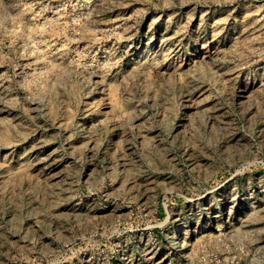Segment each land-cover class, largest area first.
<instances>
[{
  "label": "rangeland",
  "instance_id": "374dc122",
  "mask_svg": "<svg viewBox=\"0 0 264 264\" xmlns=\"http://www.w3.org/2000/svg\"><path fill=\"white\" fill-rule=\"evenodd\" d=\"M0 264H264V0H0Z\"/></svg>",
  "mask_w": 264,
  "mask_h": 264
},
{
  "label": "bare ground",
  "instance_id": "6f19581e",
  "mask_svg": "<svg viewBox=\"0 0 264 264\" xmlns=\"http://www.w3.org/2000/svg\"><path fill=\"white\" fill-rule=\"evenodd\" d=\"M181 238H182V236H181Z\"/></svg>",
  "mask_w": 264,
  "mask_h": 264
}]
</instances>
